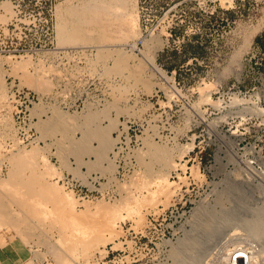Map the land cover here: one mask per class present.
<instances>
[{
	"label": "rangeland",
	"instance_id": "obj_1",
	"mask_svg": "<svg viewBox=\"0 0 264 264\" xmlns=\"http://www.w3.org/2000/svg\"><path fill=\"white\" fill-rule=\"evenodd\" d=\"M0 184L1 264H264L243 230L182 241L216 195L264 194V0H0Z\"/></svg>",
	"mask_w": 264,
	"mask_h": 264
},
{
	"label": "bare ground",
	"instance_id": "obj_2",
	"mask_svg": "<svg viewBox=\"0 0 264 264\" xmlns=\"http://www.w3.org/2000/svg\"><path fill=\"white\" fill-rule=\"evenodd\" d=\"M102 49L103 50L105 49L104 51H110L111 53H114V55L118 58L119 66L123 67L122 65H123V62H124V58L121 55V52H120L119 49H116V48H114V49H106V48H100L99 47V50H102ZM114 59H115V57H114ZM150 62H151L152 67H154L155 66L154 62H152V61H150ZM158 72H160V71H158ZM124 76L126 78V75H124ZM55 108L56 107H54L53 109H55ZM35 111H33V113ZM52 111L54 112L55 110H51V112ZM43 112H44V109H43ZM40 113H41V111H40ZM80 117H81V115H80ZM67 119L69 120V118H67ZM70 119H72V118L70 117ZM145 139H144V137H142V143L143 144L146 142ZM159 178H160V176H159ZM159 178H157V179H159ZM160 179H162V178H160ZM34 180H36V179H34ZM26 181L28 182V180H26ZM217 194H219V193H217ZM222 194H223L222 196L220 194L216 195L217 197H214V202L213 203L208 202L207 204H204L203 206L201 205L202 207L200 209L199 208L196 209L197 211L195 210L192 213L191 218H188V220L185 221V223L188 226H190V227L188 229L184 230V234H183L184 235V238H183L184 240H182L184 246H190L192 251H194V252L196 251L197 252V258L199 256V258L201 259L204 256H206L209 253H211L212 251H214V249L216 250V248L219 247V245H221V241L223 239H225V237L230 232H234L235 233V231H237V230H243V231L247 232L250 235V237L252 236L253 238H255L261 244L262 249L264 251V194L260 193V194L255 196V195H253V193H251L249 195L246 194L245 197H240L238 195H233L231 193L230 194L228 193V194L225 195L222 192ZM61 198H62V196H61ZM64 198H66V197H64ZM64 200H66V199H64ZM97 205H98V203H97ZM99 206H102V204L99 205ZM107 213H108V211H107ZM111 216H113V214ZM107 221H108V219H107ZM81 232L82 231H80V233ZM244 251L245 250H243V249L234 250L228 256L229 261L230 262L233 261V259H232L233 256L232 255L234 254V256L236 257V258H234V261H235L236 264H245V263H243V260H244L243 258L246 257V256L244 255V257H242V255H241L242 253L246 254V253H244ZM249 256L250 255H248L247 257H249ZM192 258H193V256H192ZM195 259H196V257H195ZM246 259H249V258H246ZM210 260H212V259H210ZM246 264H250V263L248 262Z\"/></svg>",
	"mask_w": 264,
	"mask_h": 264
},
{
	"label": "built area",
	"instance_id": "obj_3",
	"mask_svg": "<svg viewBox=\"0 0 264 264\" xmlns=\"http://www.w3.org/2000/svg\"><path fill=\"white\" fill-rule=\"evenodd\" d=\"M7 78L8 76L5 77V83L7 84L6 92L8 101L12 103L11 118H19V121H22L23 123L24 120L31 121L33 118H36L30 114L29 109L33 106V104L39 102L40 97H38L37 93L31 92V90H28L26 87L15 84L13 79H10L7 82ZM56 87L60 90L58 86ZM58 96L60 95L58 94ZM58 96H53L51 99L58 102V105H61L62 107L68 105L69 100H67L66 97L61 96L60 100H57ZM119 142L120 138L115 142L114 145L119 144ZM241 255L244 257L243 253ZM232 256V259L236 258L234 254Z\"/></svg>",
	"mask_w": 264,
	"mask_h": 264
},
{
	"label": "crops",
	"instance_id": "obj_4",
	"mask_svg": "<svg viewBox=\"0 0 264 264\" xmlns=\"http://www.w3.org/2000/svg\"><path fill=\"white\" fill-rule=\"evenodd\" d=\"M35 113H36V112H34L33 114H35ZM38 114H39V112L37 111V115H38ZM109 121H110V123L107 124V125L109 126L108 128L111 129V128H113V125L116 123V118L113 117V116H111V117H109ZM106 130H107V132H109V130H108L107 128H106ZM107 135H108V137H107V138H108V141L110 140V138H113V137H110V136H109V133H107ZM104 154H105V153H104ZM104 154H103V157H104L103 159H104V160H105V159L108 160V157L105 156ZM106 155H107V153H106ZM108 161H109V160H108ZM105 166H106V165H104L103 167H105ZM111 169H113L112 166H111ZM69 170H71V172H72V171L74 170V167H73V166L70 167ZM110 173H111V172H110ZM110 173H109V174H110ZM81 177H82V176H81ZM1 263H2V262H0V264H1Z\"/></svg>",
	"mask_w": 264,
	"mask_h": 264
}]
</instances>
